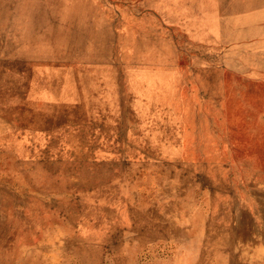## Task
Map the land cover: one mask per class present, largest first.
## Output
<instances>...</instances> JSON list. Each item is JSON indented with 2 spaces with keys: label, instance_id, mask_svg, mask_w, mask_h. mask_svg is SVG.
Returning a JSON list of instances; mask_svg holds the SVG:
<instances>
[{
  "label": "rangeland",
  "instance_id": "rangeland-1",
  "mask_svg": "<svg viewBox=\"0 0 264 264\" xmlns=\"http://www.w3.org/2000/svg\"><path fill=\"white\" fill-rule=\"evenodd\" d=\"M0 264H264V0H0Z\"/></svg>",
  "mask_w": 264,
  "mask_h": 264
},
{
  "label": "crops",
  "instance_id": "crops-1",
  "mask_svg": "<svg viewBox=\"0 0 264 264\" xmlns=\"http://www.w3.org/2000/svg\"><path fill=\"white\" fill-rule=\"evenodd\" d=\"M90 36V33H88L87 31V27L84 25H77L74 27V58L78 55H91L90 53V47H94L93 44H88L90 39L88 38ZM132 41V42H131ZM130 42L135 44V47L133 49H131L130 54L129 55H140V52L137 50L138 48V44L142 43L137 36H135ZM100 43V42H97ZM127 43V42H126ZM139 49V48H138ZM99 55H110L109 52H104V50L100 51ZM119 55H128L127 51H125V48H122L120 50V54ZM77 58V57H76ZM76 72V71H75ZM74 72V76H76L77 73ZM83 91L80 89H74V102L76 103H81L80 100H78V92ZM96 105H92L90 107H92L94 110L92 111L93 113H97L98 117H104L105 116V111L104 109L106 108L105 106V102L102 100H98L97 102H95ZM60 105V103H56V106ZM49 108L47 111H45L46 113H49L51 111V108L53 107H47ZM55 108V107H54ZM42 116V115H40Z\"/></svg>",
  "mask_w": 264,
  "mask_h": 264
}]
</instances>
